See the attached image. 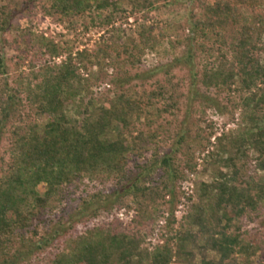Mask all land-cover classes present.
Instances as JSON below:
<instances>
[{
    "label": "trees",
    "instance_id": "16d2710c",
    "mask_svg": "<svg viewBox=\"0 0 264 264\" xmlns=\"http://www.w3.org/2000/svg\"><path fill=\"white\" fill-rule=\"evenodd\" d=\"M167 1L0 0V143L6 133L10 135V162L0 174V264H139L145 260L170 264L175 255L192 256L188 247L198 235L204 240L202 248L215 254L200 264H228L238 257L241 264L251 263L258 245L246 237L241 221L260 218L264 225V63L256 55H264V12L254 11L257 6L264 9V0H198V15L190 22L186 65L192 66L196 51L217 61L204 65L200 73L191 69L192 88L199 83L206 89L237 92L234 106L242 111L236 132L220 134L215 144L210 139L213 131L204 134L200 123L192 120L181 122L166 136L159 129L143 131L135 126L142 118L151 126L175 107L179 99L175 90L160 86L140 95L127 89L126 80L115 78L119 91L108 99L95 98L91 86L97 74L113 67L119 52L134 66L139 62L136 54L160 45L151 35L152 27H138L139 41L128 37L115 46L103 40L102 47L73 53L67 45L19 24L37 2L46 3L45 13L59 15L61 21L106 11L101 24L107 26L123 7L134 14ZM229 22L239 25L230 62L222 51V32ZM112 31L117 36L119 30ZM207 41L220 47L208 46ZM108 48L117 52L115 58ZM8 49L14 54L8 55ZM81 67L90 70L84 75ZM196 92L192 98L198 96ZM165 93L170 102L156 107L153 100ZM200 98L214 103L204 94ZM24 105L29 113L23 112ZM169 138L173 142L164 149ZM195 146L206 150L204 170L217 165L216 173L210 181L199 183L195 200L187 197L188 212L162 245L149 251L141 247L140 235L110 224L87 227L65 238L62 249L49 251L59 245L58 235L65 230L63 215L55 224L45 215L48 208L59 206L61 213L68 214L69 227L85 222L101 207L110 209L126 200L148 218L147 205L167 195L172 202L176 184L186 177L184 170L194 171ZM178 154L186 157L184 161ZM85 180L97 181L101 187L76 197L73 191ZM35 220L43 232L39 233Z\"/></svg>",
    "mask_w": 264,
    "mask_h": 264
},
{
    "label": "rangeland",
    "instance_id": "374dc122",
    "mask_svg": "<svg viewBox=\"0 0 264 264\" xmlns=\"http://www.w3.org/2000/svg\"><path fill=\"white\" fill-rule=\"evenodd\" d=\"M42 5H46V3L37 2L29 13V16L19 19V24L23 28L30 27L34 32L44 34L59 45H67L72 49L73 53L84 48L89 49L93 46L102 47L106 44L103 43V40L108 45L115 46L125 41L128 37H133L139 41L138 27L140 25L152 27L151 35L160 43L155 50L147 48L141 55L136 54V57H139V62L134 66L126 61L125 54L119 52L120 55L116 59L117 61H114V66L107 67L104 71L98 73V80L93 82L91 86L95 98L103 100L108 99L116 91H119L120 88L112 81L115 78L126 80L127 89L130 88L140 95L156 90L160 86L169 91L175 90V95L179 98L177 105L162 113L160 117L155 118L151 126L145 125L146 120L142 118L140 122L135 124L137 128L143 131L159 129L162 136H164L163 134L166 136L167 131L179 129L181 122L192 120L197 124L200 123V126L205 130L204 134L211 130L213 131L210 138L213 144L216 141L215 137L220 134L226 133L227 135H232L236 132L242 116L241 109L234 106V101L238 102L239 100L238 93L228 94L218 88L206 89L199 83L194 88L191 86V69L200 73L204 65L217 63L214 57L200 55L198 51L195 52L196 56L194 57L192 66L186 65L187 62H185L188 59V47L186 43L188 42L189 25L194 17L198 15V0H169L160 3L153 10L136 12L134 14H130L129 8L125 5L126 7H123L122 11L116 13L113 22L107 26L101 24L106 11L102 13L96 11L90 12L75 17L73 20L61 21L58 18L59 15L50 16L46 14ZM254 11L262 13L264 9L261 6H257ZM248 14H252L251 11H248ZM114 29L119 30L117 36L112 31ZM222 35L225 41L222 51H226L227 60L230 62L233 59L231 51L232 43L234 42V38L239 36V25L229 22ZM206 45L220 47L213 41H207ZM118 49L121 51L120 47ZM111 50V48H108L109 53L115 58L117 52ZM13 52L11 49L7 50L8 55L14 54ZM256 55L264 63V55ZM64 57L62 55L55 58L54 61L59 63ZM13 66L12 62L11 68ZM23 69L25 73L28 72L26 67ZM89 70L90 68L85 69L81 67L80 71L85 75ZM91 71L96 72L97 69L93 67ZM195 92L198 93V96L192 98L191 95L195 94ZM202 94L214 103L204 102V99L200 98ZM153 101L156 107L167 106V103L170 102L166 93L161 97H156ZM215 103L219 105V110L214 105ZM222 105H225L227 108H222ZM24 106L23 112L29 113V106ZM172 142V139L169 138L167 143L163 145V148L166 149ZM212 147L213 145L209 147V150ZM9 148L10 135L6 133L0 143V174L10 162ZM205 152L206 150L194 147V158L192 160L195 164L194 171L189 172L183 169L186 177L176 184L174 190L175 198L172 202L171 196L167 195L164 199H156L155 202L147 205L150 215L148 218L141 216L136 205L130 204L129 200H126L123 204L114 205L110 209L108 207H101L97 210L96 215L87 217L85 222L81 221L75 223L73 227H69L68 214L61 213L59 206L52 210L48 208L45 215L50 218L52 217L53 223L58 222V219L63 215L62 223H64L65 230L64 235H58L57 244L59 245H56L55 248H50L49 251L56 252L62 249V241L65 238L76 233L78 234L87 227L94 225L107 226L110 224L130 233L140 235L143 239L141 247L149 251L156 246L162 245L167 235L172 232V229L179 228L183 216L188 212L191 201L196 199L199 183L210 181L216 173L217 165L214 166V169L207 168L206 171L204 170L206 167L205 161H203ZM149 154L150 150L146 153V156H149ZM178 155L181 156L183 161L186 158L183 155ZM258 174L261 175V173ZM99 187H101L99 182L85 180V184L80 185V188L73 191V194L76 197L85 196L87 193L94 192ZM38 189L42 193L44 186L40 185ZM187 197H191V201ZM168 221H171V224L167 225ZM241 222V228L242 231L246 232V237L258 245V250L251 258L250 264H264V225L262 224V220L259 218L250 222L244 218ZM36 224L39 228V233L43 232L37 220L34 221V225ZM195 231L196 228L193 229V232ZM203 243V238L198 235L196 242L189 244L188 247L192 251V256L185 253L179 257L175 255L170 264H200L203 258L209 259L215 256L211 250L202 248ZM47 255L52 256L50 253ZM241 262L242 259L238 257L236 261L229 260L228 264H241ZM139 264H149V262L145 260Z\"/></svg>",
    "mask_w": 264,
    "mask_h": 264
}]
</instances>
